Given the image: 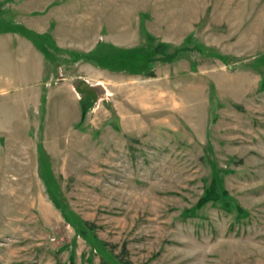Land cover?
<instances>
[{
  "label": "rangeland",
  "instance_id": "obj_1",
  "mask_svg": "<svg viewBox=\"0 0 264 264\" xmlns=\"http://www.w3.org/2000/svg\"><path fill=\"white\" fill-rule=\"evenodd\" d=\"M21 28L0 264H264V0H0Z\"/></svg>",
  "mask_w": 264,
  "mask_h": 264
},
{
  "label": "crops",
  "instance_id": "obj_2",
  "mask_svg": "<svg viewBox=\"0 0 264 264\" xmlns=\"http://www.w3.org/2000/svg\"><path fill=\"white\" fill-rule=\"evenodd\" d=\"M43 52L39 47L38 37H28L16 30L5 29L4 32H0V100L2 102L20 100V97L29 94L30 89L44 81L46 53ZM33 91L35 89L31 92ZM3 114L7 115L6 111Z\"/></svg>",
  "mask_w": 264,
  "mask_h": 264
},
{
  "label": "trees",
  "instance_id": "obj_3",
  "mask_svg": "<svg viewBox=\"0 0 264 264\" xmlns=\"http://www.w3.org/2000/svg\"><path fill=\"white\" fill-rule=\"evenodd\" d=\"M20 31L24 34V35H26V36H28V37H36L34 34H35V32H32L31 30H29V29H24V28H21L20 29Z\"/></svg>",
  "mask_w": 264,
  "mask_h": 264
}]
</instances>
